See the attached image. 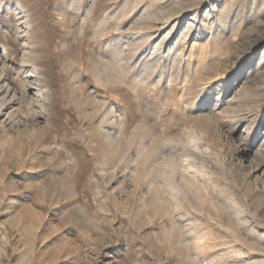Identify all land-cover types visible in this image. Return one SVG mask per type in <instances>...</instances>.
Here are the masks:
<instances>
[{"label":"rangeland","instance_id":"rangeland-1","mask_svg":"<svg viewBox=\"0 0 264 264\" xmlns=\"http://www.w3.org/2000/svg\"><path fill=\"white\" fill-rule=\"evenodd\" d=\"M0 264H264V0H0Z\"/></svg>","mask_w":264,"mask_h":264},{"label":"bare ground","instance_id":"bare-ground-1","mask_svg":"<svg viewBox=\"0 0 264 264\" xmlns=\"http://www.w3.org/2000/svg\"><path fill=\"white\" fill-rule=\"evenodd\" d=\"M187 24V23H186ZM193 49V48H192ZM179 53V52H178ZM183 53V52H182ZM171 54V53H170ZM184 54V53H183ZM25 58V57H24ZM174 58V57H173ZM12 107V106H11Z\"/></svg>","mask_w":264,"mask_h":264}]
</instances>
